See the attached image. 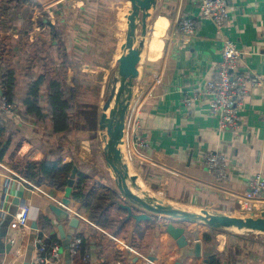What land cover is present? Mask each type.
<instances>
[{"label":"crops","instance_id":"1","mask_svg":"<svg viewBox=\"0 0 264 264\" xmlns=\"http://www.w3.org/2000/svg\"><path fill=\"white\" fill-rule=\"evenodd\" d=\"M75 1L78 7L72 8ZM226 3L230 18L224 31L242 51L240 70L264 77V0ZM129 11L130 0H0V81L10 71L15 83L13 111L0 108L1 141L6 147L0 161V196L5 197L0 222L15 199L29 206L31 214L26 229L17 222L20 206L6 224L0 264H37L38 236L56 241L58 255L46 264H76L69 249L75 237L85 248L84 264H174L180 249L166 232L168 222L184 228L189 242H201V257L187 258L182 264H246L250 258L264 259L261 235L231 234L237 239L227 243L230 233L225 230L167 219L132 205V211L150 217L136 222L118 209L127 202L104 158L107 134L98 119L108 95V79L123 54ZM149 13L126 119L133 116L131 123L125 120L119 146L127 176L134 177L133 182L127 180L129 189L147 203L157 198L183 211L264 216V194L246 197L248 180L264 175V91L254 90L245 98L236 129L219 130L201 92L217 75L220 35L208 19L198 20L192 36L178 32L183 15L196 16L191 0H153ZM40 77H45L38 102L44 113L41 120L26 115L22 107L27 85ZM51 80L72 89L74 112L68 113L72 125L59 133L49 122ZM186 96H193L191 105L182 103ZM137 118L141 126L135 131ZM136 137L148 149L141 150ZM209 152L227 159V180L220 182L204 169ZM42 160H61L77 168L72 193L79 185V200L71 194L69 204L62 206L64 189L36 185L20 173L27 161ZM51 205L63 208L68 218L58 222ZM69 219H77L76 227L69 226ZM58 225L67 239H61Z\"/></svg>","mask_w":264,"mask_h":264},{"label":"water","instance_id":"2","mask_svg":"<svg viewBox=\"0 0 264 264\" xmlns=\"http://www.w3.org/2000/svg\"><path fill=\"white\" fill-rule=\"evenodd\" d=\"M153 0H130V11L128 16V24L126 30V39L123 45V54L118 58L115 70L112 72L108 80V95L102 104V113L99 116L98 123L101 130L106 131L107 142L104 147V158L108 166L116 177V186L123 199L127 202L121 204L120 207L125 210L127 218L134 219L136 222L149 220L147 214L135 213L132 211V205L156 215L165 217L167 219L178 220L183 223L193 222L202 223L217 230H225L230 234H234L229 229L241 231L238 236L251 237L254 235H261L264 238V216L258 217H237L228 214H212L206 210L200 212L177 210L170 205L163 204L162 201L155 198L154 203H147L138 195L131 192L127 185V180L134 181V177L128 178L127 168L124 165L120 156V138L124 128V120L129 109V102L133 93L134 82L139 76L138 65L141 60L142 50L144 48V39L146 37L147 19L150 17V9ZM139 30V35H138ZM0 96L3 92L0 90ZM110 114L107 117V111ZM77 168L73 167L67 186L64 188V197L61 200L62 206H67L72 197V189L75 184V176ZM5 197L0 196V209L2 201ZM21 206L19 200L15 199L8 205L6 216L0 222V241L5 238V227L10 221L11 217L16 216L18 207ZM50 210L54 213L58 222L66 220L68 213L63 208L50 206ZM0 215V219H1ZM77 219H69V226L76 227ZM36 228L35 223L32 225ZM61 239L65 240L68 237L63 231L62 225L57 227ZM168 235L175 241L180 249L177 261L174 264H182L187 258L198 259L202 255V245L199 240L189 242L185 235V229L175 227L172 223L168 222L165 225ZM7 249V248H6ZM4 250V249H2ZM8 251V250H7Z\"/></svg>","mask_w":264,"mask_h":264},{"label":"built area","instance_id":"3","mask_svg":"<svg viewBox=\"0 0 264 264\" xmlns=\"http://www.w3.org/2000/svg\"><path fill=\"white\" fill-rule=\"evenodd\" d=\"M191 2L196 10V16L183 15L177 24L178 32L184 36H192L196 32L198 20L208 19L214 25L216 33L220 35L222 54L218 63L217 75L205 84L201 96L208 98L210 114L218 120L219 130H234L239 124L240 111L244 105L245 98L254 90L260 89L264 91V77L258 74L248 75L240 70L239 63L242 51L225 35L224 31L230 18L226 0H191ZM78 4L79 2L75 1L72 8L78 7ZM49 14L54 20L55 17L52 16L51 12ZM192 97H184L182 103L191 105ZM0 108L8 113L13 111L11 104L3 96L0 97ZM132 116L133 114L131 113L129 120L126 117L125 120L131 123ZM140 126L141 123L137 118L133 123L134 130L138 131ZM134 140L141 150L148 149V144L141 138L136 137ZM203 165L206 172L220 182L227 180L230 176L228 161L221 153H207L203 159ZM246 191L247 198L262 196L264 194V175L257 174L251 177L247 182ZM29 212L30 208L27 205L20 206L18 209L17 222L22 229H26L29 226L31 215ZM80 242L81 240L75 237L69 243L72 255L77 254ZM36 248L39 250L37 264H46L50 258L58 255L57 246H52L50 249L47 248L46 240L41 236L36 238ZM84 259H86V256ZM246 262V264H264V259L262 257L250 258Z\"/></svg>","mask_w":264,"mask_h":264},{"label":"trees","instance_id":"4","mask_svg":"<svg viewBox=\"0 0 264 264\" xmlns=\"http://www.w3.org/2000/svg\"><path fill=\"white\" fill-rule=\"evenodd\" d=\"M45 81V77H40V79L30 82L27 85V95L23 100L22 107L25 108V114L31 115L36 119L41 120L44 117L42 108L38 106L39 98L41 95V87ZM1 90L3 92V97L6 98L8 103H11L14 98L15 83L13 80L12 72H4L1 77ZM47 105L50 111V123L53 124L54 131L59 133L62 131H67L70 128L71 120L69 118V111L74 112V106L72 103V89L67 90L63 88L60 80H51L47 85ZM69 96V99L66 97ZM45 120V119H44ZM43 120V121H44ZM4 133V129L0 124V161L3 160L6 153V147L3 145L1 138ZM73 169V165L68 163L64 164L62 161H27L20 173L27 178L29 181L34 182L36 185H47L53 187L59 191L63 190L67 186V181L70 178L69 175ZM81 180L80 174L77 175ZM79 184V182H78ZM75 199L79 200L81 198V190L79 185L75 191L72 193ZM106 196L108 194H105ZM112 197L110 199V204H114L115 196L110 194ZM108 204V203H107ZM120 211L124 212L122 208H118ZM118 210V211H119ZM119 211V212H120ZM93 218V217H92ZM94 219V218H93ZM98 224L105 225L102 221H96ZM232 239H237V237L228 234L227 243ZM55 240L47 241V248H51L56 245ZM85 248H83L82 242L78 247V252L73 256L76 264H84Z\"/></svg>","mask_w":264,"mask_h":264},{"label":"bare ground","instance_id":"5","mask_svg":"<svg viewBox=\"0 0 264 264\" xmlns=\"http://www.w3.org/2000/svg\"><path fill=\"white\" fill-rule=\"evenodd\" d=\"M109 115H107V117H108ZM120 146V145H119ZM171 206V205H170ZM171 207H173V206H171ZM174 208V207H173ZM174 209H177V208H174ZM177 210H179V209H177ZM188 211H191V210H188ZM229 230H231V232H233L234 234H240L241 233V231L239 232V231H237V230H235V229H232V228H230Z\"/></svg>","mask_w":264,"mask_h":264},{"label":"rangeland","instance_id":"6","mask_svg":"<svg viewBox=\"0 0 264 264\" xmlns=\"http://www.w3.org/2000/svg\"><path fill=\"white\" fill-rule=\"evenodd\" d=\"M113 72V71H112ZM111 75H112V73H111ZM109 79H110V77H109ZM108 79V80H109ZM108 92H109V90H108ZM106 99V98H105ZM110 114V110L109 111H107V115H109ZM123 156V155H122ZM122 158H124V156L122 157ZM125 159V158H124ZM166 205V204H165ZM169 205V204H168ZM231 231V230H230Z\"/></svg>","mask_w":264,"mask_h":264}]
</instances>
